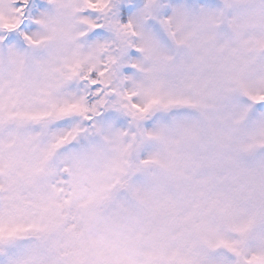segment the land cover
<instances>
[{
	"label": "snow or ice",
	"instance_id": "obj_1",
	"mask_svg": "<svg viewBox=\"0 0 264 264\" xmlns=\"http://www.w3.org/2000/svg\"><path fill=\"white\" fill-rule=\"evenodd\" d=\"M0 264H264V0H0Z\"/></svg>",
	"mask_w": 264,
	"mask_h": 264
}]
</instances>
